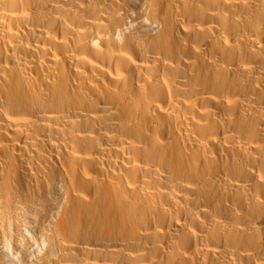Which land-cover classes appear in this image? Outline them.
<instances>
[{"label":"bare ground","instance_id":"obj_1","mask_svg":"<svg viewBox=\"0 0 264 264\" xmlns=\"http://www.w3.org/2000/svg\"><path fill=\"white\" fill-rule=\"evenodd\" d=\"M0 264H264V0H0Z\"/></svg>","mask_w":264,"mask_h":264},{"label":"rangeland","instance_id":"obj_2","mask_svg":"<svg viewBox=\"0 0 264 264\" xmlns=\"http://www.w3.org/2000/svg\"><path fill=\"white\" fill-rule=\"evenodd\" d=\"M25 234L29 237L30 235L27 233V232H25ZM36 246V245H35ZM12 255H14V254H12ZM13 257V256H12ZM14 257H15V259H16V255H14Z\"/></svg>","mask_w":264,"mask_h":264}]
</instances>
